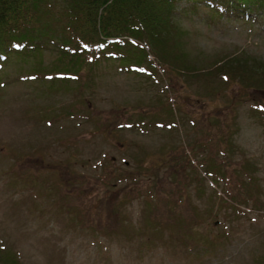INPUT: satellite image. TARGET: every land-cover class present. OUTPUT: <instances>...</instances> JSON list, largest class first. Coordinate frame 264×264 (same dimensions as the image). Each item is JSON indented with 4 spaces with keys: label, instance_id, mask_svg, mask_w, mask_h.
<instances>
[{
    "label": "rangeland",
    "instance_id": "obj_1",
    "mask_svg": "<svg viewBox=\"0 0 264 264\" xmlns=\"http://www.w3.org/2000/svg\"><path fill=\"white\" fill-rule=\"evenodd\" d=\"M175 21L198 69L246 54V62L264 71L263 23L219 19L190 2L180 4ZM57 58L52 45L41 61L15 55L0 71V246L5 253L16 255L18 264H264V118L258 110L264 92L220 77L187 83L171 69L160 68L156 75L114 62H102L94 71L84 67L75 80L61 79L60 88L49 89ZM239 93L258 98L242 97L239 103ZM165 94L176 105L175 120L188 113L191 122H167L168 115L156 110ZM215 120L229 126L222 137L232 136L236 147L227 161L250 162L261 206L250 201L238 206V213L220 208L209 199L221 189L208 179L201 191L191 184L190 201L178 197L173 211L150 213L147 201L161 196L174 175L193 171L174 159L178 147L197 138L201 143L198 136ZM200 148L188 150L199 166L209 152ZM193 205L203 213L196 222L201 240L210 234L215 241L210 248L196 238L192 246L183 245L173 222L172 227L164 222L175 214L200 218ZM156 216L164 224L158 231L150 227Z\"/></svg>",
    "mask_w": 264,
    "mask_h": 264
},
{
    "label": "trees",
    "instance_id": "obj_2",
    "mask_svg": "<svg viewBox=\"0 0 264 264\" xmlns=\"http://www.w3.org/2000/svg\"><path fill=\"white\" fill-rule=\"evenodd\" d=\"M189 2L192 7L209 8L211 16L219 19L264 24V0H0V71L12 62L15 55L41 61L53 45L58 52V61L49 73V89L60 88L59 80L74 79L84 67L94 71L102 62H114L131 71L155 70L156 75L160 68L164 73L171 69L172 73H177L185 81H200L204 77H220L227 83L235 80L243 89L264 92V71H259L263 69L262 65L246 62V54L231 56L211 69L201 70L193 64L185 49L184 34L177 28L175 21L180 4ZM149 57L152 61H149ZM155 74L150 72V76ZM91 77L89 75L86 78ZM242 97L254 99L257 96L255 93H239L237 102L240 103ZM156 110L168 115L167 122L173 126L192 120L188 113L185 117L180 116V121L175 120L177 108L167 94L159 96ZM258 110L264 118V102L258 105ZM219 122L215 120L208 124L198 136L203 137L201 143H198L200 138H197L187 148L184 145L178 147L182 149L177 151L174 159L187 162L185 167L193 168V171L180 173L184 174L183 178H178L180 174L174 175L171 179L173 184L163 189L162 197L154 195L152 201L145 203L146 210L159 214L166 209L173 211L176 205L174 200L178 197L190 201L191 184L201 191L202 187L206 189L208 179L216 189H221L220 193L214 190V197L209 199L222 204L220 208L227 205L238 213V206H247L250 201L255 206L260 205L262 193L259 191V181L253 177L256 174L252 173L248 161L239 165L227 161V156L233 154L236 147L232 136L227 138L229 142L222 137L221 132L225 133L229 126L223 128L217 124ZM193 124L196 125V122ZM232 126L235 127L234 123ZM199 146L200 149L209 150L200 166L195 164L196 159L191 161V156H188V150L193 153ZM213 153L217 159L211 156ZM232 171L234 177L229 175ZM188 204L191 205V202ZM193 208L195 215L200 218L188 220L187 215L175 214L173 219L164 222L174 227L183 245L192 246L196 238L200 246L210 248L215 241H212L210 234L201 240L196 222L203 219V213L199 207L193 205ZM163 225L159 216L150 222V227L156 231ZM5 251L6 248L0 246V264H18L16 255Z\"/></svg>",
    "mask_w": 264,
    "mask_h": 264
}]
</instances>
